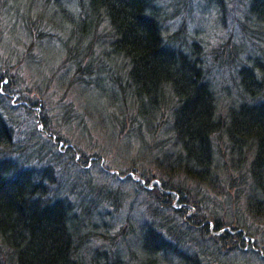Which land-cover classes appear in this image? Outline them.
I'll use <instances>...</instances> for the list:
<instances>
[{
    "label": "trees",
    "instance_id": "16d2710c",
    "mask_svg": "<svg viewBox=\"0 0 264 264\" xmlns=\"http://www.w3.org/2000/svg\"><path fill=\"white\" fill-rule=\"evenodd\" d=\"M62 1L42 0L36 16L11 12L6 16L16 27L17 18L22 20L27 33H32L30 47L37 37L58 36L54 31L64 34L60 36L62 60L73 69L69 83L74 89L97 91L106 104L93 111L77 100L83 105L72 112L67 104L62 114H73L80 128L87 115L89 129L105 136L106 144V138L134 140L128 143L135 142L139 154L150 153L163 187L173 189L174 194H160L164 196L160 201H168L166 206L174 214L154 206L144 227L143 264H212L215 248L219 253V244L232 234L222 232L223 225L216 221L213 231L200 222L201 232L194 236L196 224L190 220L194 213L187 219V212L177 211L171 200L177 197L189 204L188 209L200 207V202L213 200L205 187L216 193L219 184L223 187L219 196L227 202L228 187L235 183L238 192L248 194L251 212L264 217V0H246L242 20H235L242 37L249 36L256 45L253 61L240 57L237 62L239 91L233 106L219 105L200 45L191 42L182 27L167 29L169 14L163 1L74 0L76 9L70 13ZM15 2L0 0V9L11 10ZM48 9L64 21L45 18L43 10ZM233 50L238 56L239 48ZM233 52L216 55L215 64ZM37 83L43 95V83ZM3 90L9 95L14 92ZM14 109L0 110V264H83L86 258L95 264V255L89 259L82 251L93 234L101 242L115 241L106 232L96 233L93 226L96 229L98 223L92 213L106 203L115 204L117 197L107 196L91 180L79 185L77 172L70 167L77 164L75 152L68 164L65 153L61 155V148L53 143L35 146L27 144L31 138L22 140ZM36 123L47 127L39 116ZM163 132L165 138L159 139ZM176 177L196 183L195 194L185 200L184 181L175 182ZM234 233L240 239L244 235V231ZM111 252H102V264H115Z\"/></svg>",
    "mask_w": 264,
    "mask_h": 264
},
{
    "label": "rangeland",
    "instance_id": "374dc122",
    "mask_svg": "<svg viewBox=\"0 0 264 264\" xmlns=\"http://www.w3.org/2000/svg\"><path fill=\"white\" fill-rule=\"evenodd\" d=\"M33 1L16 0L15 8H13L16 11L0 9V78L3 79L0 82V110L5 112L6 109L15 107L13 116L18 120L21 139L31 138L27 144L33 143L37 146L41 143L48 146L53 143L59 149L61 148L59 150L61 155L65 153L67 158L65 162L68 164L75 152L74 160L77 164L70 165V167L77 172L79 185L91 180L99 185L107 196L115 194L117 197L115 204H112L116 206L106 203L96 208L92 213L94 221L98 223L96 229L93 226L96 233L106 232L107 235L114 236L115 242H101L96 236L97 234H93V237L82 249L85 256L90 259L94 254L95 264H102L99 257L104 250H107L114 253L111 252V255L116 260L115 264H143L145 260L142 240L144 227L151 219L154 206L164 210L171 209L166 206L167 200L166 204L160 201V197H164L160 194H164V192L174 194V191L163 187L158 177L160 173L155 170L149 158L151 157L150 153H148L149 157L143 153L139 154L135 150L136 143H128V141L134 140H128L125 136H121L122 140L117 139V142L109 141L106 138V144L105 136L101 137V133H98L97 129L93 131L89 129L91 121L87 115L82 119L83 125L80 128L81 126L76 124L77 119L73 114L72 116L62 114V110L67 104L71 105L72 112H75L83 104L91 106L90 109L93 111L99 110L104 107L106 102L97 91H89L80 87L74 89V86L69 83L73 69L62 60L64 50L60 36L62 37L63 33L54 31L59 35L39 39L37 37V42L35 41L34 45L30 47L33 41L32 33H27L22 25V20L17 18L16 25L18 27H16L13 24L14 20L6 16L9 12L24 16L40 14L41 10H38L40 6L41 8L43 6L42 0ZM157 1H163L164 11L169 14L165 20L167 29L173 31L182 27L187 33L188 39L200 45L209 79L218 101H220L219 105L225 106L226 103L231 106L235 105L234 101L238 100L239 91L237 62L240 57L244 58L246 62L253 61L254 58L252 59L251 56L256 45L249 36L246 35V39L242 37L235 22V20H242L243 12L248 7L245 5L246 0ZM30 4L33 6L30 7ZM53 4L50 2L49 6L52 8ZM61 5L66 7L68 13L75 12L74 0H63ZM43 13L45 18H49L53 22L62 23L64 21L62 15L54 14L49 9L43 10ZM263 42L264 40H262ZM233 48H239L238 56L233 52ZM231 52L233 53L229 58H223L215 64L216 55L221 53L226 56ZM59 80H63L62 85ZM39 81L45 87H42L45 90L43 95L42 91L38 92L35 87ZM3 89H10L14 92L9 95ZM2 90L4 95L1 94ZM77 100L82 101L83 104ZM36 102L40 104L38 107ZM37 116L42 122H47V127L42 124L37 126ZM107 132L102 133L105 135ZM94 135L98 137L95 141ZM55 138H58L59 142H54ZM158 138H165L164 132L159 134ZM67 151L68 153H66ZM90 153L92 154L91 158L87 156ZM152 175L157 176L153 177ZM68 178H70L68 181L71 182L70 174ZM235 178L238 179V177ZM174 180L175 182L184 181L178 177ZM181 185L187 192V194L184 193L185 200L189 194H195L194 189L198 187L196 183L189 180H185ZM216 187L217 194L211 189H207L209 187H205L207 197L210 199L213 197L214 201H203L200 202V207L188 209L189 204L180 203L176 197L171 200L172 207L177 211L187 212V219L194 213V218L190 219L191 225L196 224L193 228L194 236L201 232L200 222L207 228L206 230L210 228L213 231L216 221L223 225L222 232L228 231L232 234L231 238H227L225 242L219 244V253L215 248L216 260L212 261V264H264V217H258L251 212L247 203L248 194L243 193L244 191L238 192L235 183L233 187H228L229 190L226 194L230 196L227 202L219 196V193L223 194V187L219 184ZM200 193L205 196L204 192H198L199 195ZM189 199L193 202L194 197L189 196ZM170 214H174L172 210H170ZM232 227H235L236 230L233 231ZM246 227L251 232L246 230ZM238 231L241 233L244 231L241 239L234 233ZM216 233L211 235L216 236ZM208 240L211 242V238ZM109 263L111 264V261L107 264ZM83 264L92 263L86 258Z\"/></svg>",
    "mask_w": 264,
    "mask_h": 264
}]
</instances>
